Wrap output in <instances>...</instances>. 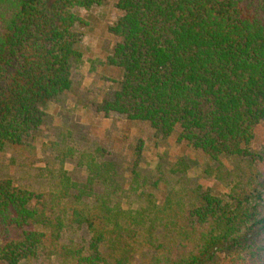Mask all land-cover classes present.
Wrapping results in <instances>:
<instances>
[{
	"label": "trees",
	"instance_id": "trees-1",
	"mask_svg": "<svg viewBox=\"0 0 264 264\" xmlns=\"http://www.w3.org/2000/svg\"><path fill=\"white\" fill-rule=\"evenodd\" d=\"M107 1L0 0V154L35 150L48 105L72 90L83 62L78 28L87 24L77 11ZM115 7L121 16L109 27L116 43L106 65L122 78L98 113L148 124L162 140L178 133L179 144L214 163L257 161L264 0H118ZM262 187L249 171L225 196L200 186L172 190L162 205L127 212L82 204L81 192L80 206L59 212L43 194L0 176V264H133L136 244L154 251L142 264H264Z\"/></svg>",
	"mask_w": 264,
	"mask_h": 264
},
{
	"label": "rangeland",
	"instance_id": "rangeland-1",
	"mask_svg": "<svg viewBox=\"0 0 264 264\" xmlns=\"http://www.w3.org/2000/svg\"><path fill=\"white\" fill-rule=\"evenodd\" d=\"M117 2L108 0L90 12L77 11L87 25L78 28L84 58L73 72V88L60 102L48 105V125L36 136L35 150L7 149L0 154V176L43 194L59 212L80 206L76 196L81 192H85L82 204L92 207L107 202L115 211L127 212L152 202L162 205L172 190L200 186L225 196L249 171L257 176L264 194V122L253 143L257 161L214 163L202 151L179 144L178 133L162 140L148 124H129L115 115L107 119L98 113L122 78L120 70L106 65L116 43L109 27L121 16ZM100 164L106 165L102 173L95 169ZM177 166L185 171L174 172ZM134 248L133 264L146 262L154 253L138 244Z\"/></svg>",
	"mask_w": 264,
	"mask_h": 264
}]
</instances>
